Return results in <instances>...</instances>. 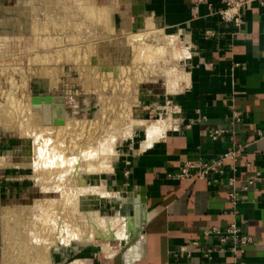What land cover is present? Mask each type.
<instances>
[{"label":"crops","instance_id":"crops-1","mask_svg":"<svg viewBox=\"0 0 264 264\" xmlns=\"http://www.w3.org/2000/svg\"><path fill=\"white\" fill-rule=\"evenodd\" d=\"M113 4L119 5V29L122 24L135 32L153 22L164 34L179 36L188 54L180 60L187 82L169 94V117L160 119H170L165 133L143 151H138V144L120 174L122 186L117 192L125 202L117 200L111 210L122 211L118 215L134 222L139 205H144L145 224L129 240H112L113 245L108 241L118 250L113 257L105 255L99 244L68 246L74 250L60 248L51 264H86L82 259L88 257L89 264H264V4L252 2L239 24L221 18L222 0H114ZM95 5L109 7L110 14L111 6ZM213 132H220L215 139L210 137ZM231 148L237 150L233 170L227 165L223 174L212 176L216 182L177 177L184 164L217 159ZM19 157L10 156L11 168L26 164ZM255 173V184L239 191L233 214L228 178L233 176L242 187ZM2 194L0 189V208ZM232 222L253 241L236 254L230 241L221 244L213 234L204 236L211 228L223 233ZM2 243L0 225V249ZM204 247L214 250L210 260L200 252Z\"/></svg>","mask_w":264,"mask_h":264},{"label":"rangeland","instance_id":"rangeland-1","mask_svg":"<svg viewBox=\"0 0 264 264\" xmlns=\"http://www.w3.org/2000/svg\"><path fill=\"white\" fill-rule=\"evenodd\" d=\"M95 2L98 5L106 4L112 7L109 14L111 26L114 27V34L116 32L115 35L119 37L107 32V27L110 26H107L104 20L101 21L103 17L100 13L97 14L98 16L90 13L86 15L87 11L84 8L90 6L94 10ZM95 2L93 0H0V116L3 111L9 110L6 112L8 116L14 114L13 116L17 117L15 107L29 103L30 110L34 112H51L52 101L47 105L42 100V97L49 96L56 103L64 105L68 120H96L104 105L110 110L106 116L111 114L113 116L116 112L114 108L117 110L116 103L119 104L120 100L125 103L126 100L131 101L135 97L137 103L132 107L131 113L134 119H143L146 123H157L160 119L169 117L170 104L167 103L169 94H166L162 80L155 84L140 82L136 88L128 82L136 74L137 61L139 62L137 56L141 53L137 55L138 49H135L137 52L133 49L132 56L127 40L130 35L121 37L123 33L121 31L125 29V26L121 24L120 29L117 26L119 5H114V0H95ZM97 7L95 9L98 11L94 10L95 12L106 9L103 6ZM149 23L152 27H156L153 22ZM158 39L153 34L148 35L146 41L153 43ZM156 59L158 61H155ZM172 60L169 56L161 54L154 59L153 64H149L148 70L152 67L156 70L175 69L177 77L182 79L179 83V91L186 72L182 61ZM123 67H130L129 74L126 72L125 76L119 75ZM125 77L128 80H123ZM115 78L116 82L113 81ZM47 106H50L49 111L45 110ZM23 114H20V117ZM133 132L132 137L116 141L114 146L116 155L111 159V167L105 170L106 173L82 174L78 175V179L82 180L84 185L91 186L99 185L103 180L110 192L118 194L117 191L122 186L120 174L130 156L136 153L139 142L144 140V127H135ZM7 143H10L8 147ZM10 153L18 154V157L21 154L24 155L25 157H19L18 160L25 161L26 164H18L11 168L13 165L10 164ZM32 156L33 142L30 138H22L16 131L7 132L0 128V189L5 195L3 197L2 194L3 207L32 205L37 199L60 197V194L55 192L40 191L33 179ZM67 178L68 183H73L70 180L73 176L67 175ZM119 196L123 198L122 195L119 194ZM112 199V197L99 198L88 195L80 198L79 203L84 211L93 210L100 213L102 217H115L122 211L111 210L113 203H117L116 199ZM98 207H103V210L99 212ZM34 212L35 215L39 214L38 210ZM109 243L113 245L114 242L111 240ZM3 246L4 242L0 249V264H2ZM71 246H77V244L72 243ZM85 246L89 245L80 247ZM67 248L74 250L71 249L72 247ZM92 248L96 250L95 247ZM58 250H51V263H56ZM82 261L89 264L90 260L88 257Z\"/></svg>","mask_w":264,"mask_h":264},{"label":"bare ground","instance_id":"bare-ground-1","mask_svg":"<svg viewBox=\"0 0 264 264\" xmlns=\"http://www.w3.org/2000/svg\"><path fill=\"white\" fill-rule=\"evenodd\" d=\"M93 7L96 10L97 6ZM84 9L87 11L86 15L88 13L99 15L100 13L103 17L101 21L104 20L107 26H110L107 27V32L118 36L115 35L116 32L114 34V27L111 26L109 7L102 9L103 12H95L90 6ZM121 32H123L122 35L120 34L122 38L130 35L127 37L129 52L138 49L137 55L141 53V57L137 56L139 62L137 61L136 76L130 79L128 75L130 80L126 77L123 80L131 82L135 88L140 82L155 84L162 80L165 92L176 94L182 79L177 77L175 69L159 68L156 70L152 67L153 69L148 70V67L161 54L169 56L175 62L186 58L188 54L185 48L179 46L181 42L179 36L166 35L160 28L152 27L150 23H146L137 32L129 31V28ZM153 34L159 39L153 43L147 42V36ZM129 61L132 64L131 60ZM128 68L120 69L119 75L128 73L130 70ZM115 80L116 78L113 79ZM184 82H187L186 76L182 83ZM136 103V97L131 101L126 100L125 103L120 100L119 104L116 103L119 112L114 108L116 112L113 116L112 114L106 116L110 110L104 105L96 120H68L64 105L54 100H52L51 112H34L30 110V103L25 106L21 105L23 107H15L14 111L17 114L13 112L17 117L13 116L14 114L11 115L12 117L8 116L6 112L9 110L3 111L0 116V128L7 132L16 131L20 137L30 138L33 142L31 168L34 171V182L41 192H55L60 194V197L58 199H37L32 205L0 208L4 242L2 264H51V250L68 247L72 243H76L78 247L99 243L105 255L112 256L118 250L112 248L107 243L108 241L129 240L137 233L138 229L135 228L130 217L122 215L102 217L97 211L82 210L79 203L80 198L88 195L99 198L112 197L121 203L125 202V199L115 192H110L103 180L101 184L91 186L84 185L82 180L78 179V175L82 174L106 173L105 170L111 167V159L116 155L114 151L116 141L132 137L135 127H144V140L139 143V152L148 148L165 133L170 126V119L168 121L159 120L157 123H146V120L134 119L131 113ZM45 110L49 111L50 106H47ZM20 114L23 116L20 117ZM99 169L104 171L101 172ZM67 175L73 176V179H70L73 183H68ZM34 210H38L39 214L35 215Z\"/></svg>","mask_w":264,"mask_h":264},{"label":"built area","instance_id":"built-area-1","mask_svg":"<svg viewBox=\"0 0 264 264\" xmlns=\"http://www.w3.org/2000/svg\"><path fill=\"white\" fill-rule=\"evenodd\" d=\"M259 1L260 4H264V0H222L225 4V9L220 11V16L225 21H233L235 24H239L242 18V12L244 9L249 8L252 2ZM239 114L234 115V119L238 120ZM220 132H213L211 138L215 139ZM237 158V150L233 148L229 149L226 153L218 157L217 159L208 161V162H197V163H186L184 164L177 177L179 179H185L189 181L194 180H204L207 184L211 182H216L212 180L213 175L223 174L225 172L226 166L233 170V165ZM191 171H194V174L191 175ZM257 173L254 176L246 180L245 184L242 187L237 186V179L233 176L228 178L227 187H228V199L231 205L232 213L237 214V202L239 191H246L248 187L253 186L256 181ZM213 234L218 238V241L221 244H225L227 241L231 243V251L236 254L242 251L243 247L248 244H252V239L248 236L241 235L240 229L237 227L236 223H230L225 231L222 233L218 228H211L204 232V236ZM192 247H198L197 243H191ZM184 252V248L180 250ZM213 249L209 247L201 248L200 252L204 258L210 260ZM176 256V255H174Z\"/></svg>","mask_w":264,"mask_h":264},{"label":"water","instance_id":"water-1","mask_svg":"<svg viewBox=\"0 0 264 264\" xmlns=\"http://www.w3.org/2000/svg\"><path fill=\"white\" fill-rule=\"evenodd\" d=\"M42 100L49 105L50 102L52 100H54L53 98L49 97V96H44L42 97ZM146 221V217H145V207L144 205H139V215L137 217L134 218V226L135 228L139 229L141 226H143L145 224Z\"/></svg>","mask_w":264,"mask_h":264}]
</instances>
